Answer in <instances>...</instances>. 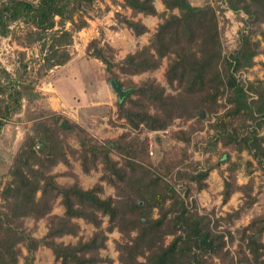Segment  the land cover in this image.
<instances>
[{
    "label": "trees",
    "instance_id": "1",
    "mask_svg": "<svg viewBox=\"0 0 264 264\" xmlns=\"http://www.w3.org/2000/svg\"><path fill=\"white\" fill-rule=\"evenodd\" d=\"M94 2L4 0L0 6V33L7 35L10 24L17 20L34 28L30 37H40V33L45 35L54 30L50 34L51 43L44 68L62 65L72 58L68 46L74 41V32L88 26L84 12ZM163 3L168 14L166 10L159 12L154 0H123L122 7L130 9L131 15L117 13L118 21L136 36L149 31L147 25L136 18L139 13L162 17L163 21L148 44L128 53L121 61H115L112 46L100 45L97 38L89 42L87 51L106 65L110 79L119 77V72L136 75L155 70L162 65L164 58H168L167 81L178 83L187 96L200 95L198 109L215 106L218 97L227 94L230 105L217 114L210 125L216 142L236 152L247 150L257 165L264 168V79L245 83L237 76L241 69L255 64L257 55L264 54L261 40L252 36L256 31L242 28L236 48L224 55L218 13L213 5L194 6L190 0H163ZM228 5L233 11H244L250 21L260 27L264 38V0H228ZM175 9L179 13H175ZM56 17H59L58 21ZM68 22L72 25L70 29L65 27ZM56 25L62 29H54ZM9 77L10 72L0 63V132L5 119L21 109L23 99L29 101L39 97L34 91L37 79L29 73L25 61L21 62L11 89L3 83V78L9 80ZM122 85L125 87L124 82ZM126 88H132V91L123 99H117V111L118 116L125 118L133 128L143 124L150 130L164 129L173 122L175 115L191 118L198 114L175 109L174 105L183 94L166 93V87L154 77L140 82L130 79ZM2 93L5 98L1 97ZM51 114L49 118L40 115L41 118L36 119L33 134L23 141L10 167L11 179L2 191L3 205L7 209H0V264H18L22 251L17 244L22 242L28 250L24 264H33L35 251L40 245L50 247L62 264H111L112 259L102 256L101 249L106 247L107 231L115 227L125 236L124 242L117 245L118 259L122 264L264 263L261 258L264 244L259 239L264 224L255 229L252 237L238 245L236 253L227 246L234 240L230 230L227 229L228 239L221 236L206 247L197 230V222L202 223L207 216L199 213L188 199L194 188L197 191L206 188L205 180L210 171L219 169L225 162H230V165L229 177L224 179L223 203L237 190L243 191L245 196L239 208L227 216L240 215L256 201L247 191L250 182L239 184L236 181L235 168L241 163L233 161L229 151L223 152L217 164L208 168H179L175 173V179L179 181L175 184L181 185L179 191L175 184L164 179L174 172L178 163L172 160L164 164L162 159L158 169H150L137 161L147 151V143L139 141L137 136L128 139L129 133L124 132L117 139L100 141L77 121L55 111ZM195 129L181 130L180 139L190 141ZM70 136L78 141L79 149L66 144ZM116 149L127 155L121 164L112 156ZM69 151L79 154L86 172L101 162L103 175H108L115 185L116 197H102L103 186L99 182L87 189L78 181L69 185L58 183L57 174L51 170L61 161L71 164L67 156ZM246 162L253 165V160ZM248 171L252 172L251 169ZM58 197H61L65 212L48 216L49 229L44 236H27L19 230L23 218L32 216L40 219L48 215ZM102 216H109L107 229L102 228ZM74 218H83L97 229L88 239L79 238L75 243L57 241V237L65 234L77 235L80 226ZM215 223L214 228L218 229V220ZM189 224L195 225L194 234H191ZM170 235L172 239L166 243ZM140 256L145 260L140 261Z\"/></svg>",
    "mask_w": 264,
    "mask_h": 264
},
{
    "label": "rangeland",
    "instance_id": "2",
    "mask_svg": "<svg viewBox=\"0 0 264 264\" xmlns=\"http://www.w3.org/2000/svg\"><path fill=\"white\" fill-rule=\"evenodd\" d=\"M4 0H0L1 3ZM155 5L159 12L166 10L163 0H154ZM194 6H204L211 4L215 7L219 25L221 29L222 51L226 55L236 48L239 38V33L242 28L246 30H255L252 34L254 39H260L264 45V38L260 34V27L253 24L249 16L244 11H233L229 8L228 0H190ZM123 0H95V2L86 8L85 16L89 21L88 26L79 31L74 32V41L68 46L72 54V58L62 65L53 66L52 68H44L45 57L48 54V49L51 43L50 34L54 30H49L47 34L40 33V37L31 36L34 28L27 25L23 21L17 20L10 24L9 32L7 35L0 33V63L1 67L10 72L9 80L3 78V83L11 89L14 84V79H17L18 72L21 67V62L25 61L28 65V71L31 76L36 78L35 90L39 97L28 101L27 98L23 99L22 107L19 111L10 115L5 119V124L0 132V209H7L2 197V191L11 179L10 167L12 165L14 156L19 151L20 146L28 135L33 134V126L36 119L41 117H51V112L55 111L62 115H67L59 108L50 106L48 95L44 93H55L52 87L60 86L63 81H69V78H80L83 76V71L79 67L84 66L88 77H84L86 81L93 84L102 80L107 86L109 85L110 73L106 70V65L99 59L92 56L87 51L89 42L97 38L100 45L114 48L115 61H121L130 52L149 43L150 38L156 31L158 25L163 21L160 16L143 15L139 13L136 18H140L148 27L151 35L146 33L136 36L133 31L125 26L122 22L118 21L117 13H123L128 16L131 15V10L122 7ZM179 13L178 9L174 10ZM166 10V14H168ZM142 14V15H141ZM135 18V19H136ZM57 21L59 17H56ZM264 27V24H262ZM66 28H72L71 23L65 25ZM64 28V27H63ZM54 29H62L60 25H56ZM257 29V30H256ZM149 37L146 42V38ZM169 59L164 58L162 65L151 71H146L142 74L129 75L119 72V68L114 69L119 72V79L124 82L126 88L129 85L130 79L135 82L154 77L158 82L166 87V93L183 94L180 96L179 102L174 105L175 109L182 111L185 109L197 112L196 116L187 118L182 116H174L173 122L164 129L150 130L143 124L139 128H133L127 123L125 118L118 116L116 101L119 98L118 94L110 89L115 97L114 105L115 112L112 108L106 110L97 116L98 121L89 126L82 125L86 128L95 138L100 141L106 139H117L124 132L129 133L128 139L137 136L139 141L147 143V151L140 155L136 160L142 164L147 165L150 169H158V166L164 159V164L171 163L172 160L178 163V167L174 172L166 175L165 180L178 183L176 180V171L179 168H186L187 170L200 168L205 169L211 165H216L223 152L229 151L232 155V160L241 163L240 167L235 168L236 181L239 184H246L250 182V187L247 189L256 201L248 208H246L240 215L234 214L227 216V213L232 212L239 208L244 202V192L241 190L235 191L230 199L223 203L222 190L224 187L225 177H229L228 166L230 162H225L221 167L214 168L210 171L209 176L206 178L208 186L201 191L192 190L189 202L195 204V208L201 214L207 217L202 223L196 224L201 235L202 244L204 247L210 245L217 238L224 236L228 239L229 235L227 229L230 230L234 236L232 242H228V247L233 253L239 249V244L244 243L250 237L259 225L264 224V168L257 165V162L252 158L247 150L236 152L229 147L222 146L221 142H216L214 137V129L210 126L215 121L216 115L224 112L230 105L227 99V94L218 97L217 104L207 109H198L201 97L198 94L186 95L182 93V87L178 83L170 84L165 77V70L168 65ZM70 63V64H69ZM77 65H79L77 68ZM81 66V67H82ZM71 74V75H70ZM237 76L248 83L251 80L264 79V54H259L255 57V64L249 68H243L237 72ZM68 77V78H67ZM67 86V85H65ZM62 87V86H61ZM60 88V87H59ZM70 88V86H69ZM65 89V88H64ZM5 94L1 97L5 98ZM154 110V107H152ZM183 111V112H184ZM201 111L203 115H201ZM114 114V115H113ZM41 115V117H39ZM70 118V117H69ZM72 119V118H71ZM192 127L196 129L190 135V141L180 139L182 134L181 130H189ZM110 136V137H108ZM114 136V137H112ZM112 137V138H111ZM71 148L79 149L80 145L74 137H68L65 141ZM143 144V143H142ZM70 165L61 161L57 163L52 173H56V180L61 185H69L75 181L85 189L100 183L103 186L101 193L102 197L113 196L116 197L115 185L110 181L108 175H103V164L97 163V167L93 168L90 172H86L82 168L81 159L78 153L72 151L67 154ZM114 159L123 163V158L127 157L126 154L121 153L116 149L112 153ZM183 159V160H182ZM182 160V162H181ZM247 160H253V165L247 164ZM161 167V166H160ZM161 169H163L161 167ZM251 169L252 172H249ZM179 191L181 185L175 184ZM39 195V193H38ZM197 201L193 202V201ZM65 207L61 203V197H58L53 205L51 212L43 218L35 219L32 216L23 218V225L19 227L24 235L29 234L41 238L44 236L48 229V216L51 214L63 215ZM154 215L157 216V210L154 209ZM224 217V218H221ZM80 226V229L75 234H65L57 237V241L64 243H75L79 238L88 239L93 232L97 229L91 222L83 218H74ZM218 220V229L214 228V223ZM216 224V223H215ZM109 225V216H102V228L107 229ZM191 234H194V224H189ZM135 234V231L132 232ZM108 239L106 240V247L101 249V255L111 258V264H122L119 259V250L117 248L118 242H124L125 236L123 232L115 227L112 231H107ZM28 236V235H27ZM172 239V236L166 238V243ZM259 239L264 244V230L261 232ZM17 247L21 249L18 264H24L25 255L28 253L26 245L18 243ZM262 259H264V245L261 249ZM140 261L145 258L140 256ZM33 264H62L61 260H57L52 249L46 245H40L35 251V258ZM96 264H110L108 262ZM240 264H264L255 262H243Z\"/></svg>",
    "mask_w": 264,
    "mask_h": 264
},
{
    "label": "crops",
    "instance_id": "3",
    "mask_svg": "<svg viewBox=\"0 0 264 264\" xmlns=\"http://www.w3.org/2000/svg\"><path fill=\"white\" fill-rule=\"evenodd\" d=\"M151 33L147 32L146 35L150 36ZM148 39L149 37L146 38V42ZM78 66L77 68L80 67L83 71L81 78L80 75L78 78H69V81H63L60 86L52 87L55 89L56 94L46 93L45 91L44 93L48 95L51 107L59 108L62 112H66L69 115L68 117L82 125L89 126L96 123L98 121L97 116L105 113L106 110L112 108L114 113L116 110L114 102L116 100L110 86H107L102 80H98L94 84L86 81L84 78L88 77L86 68L82 64V67Z\"/></svg>",
    "mask_w": 264,
    "mask_h": 264
},
{
    "label": "water",
    "instance_id": "4",
    "mask_svg": "<svg viewBox=\"0 0 264 264\" xmlns=\"http://www.w3.org/2000/svg\"><path fill=\"white\" fill-rule=\"evenodd\" d=\"M109 85L111 86L113 91L118 94V97L120 99H123L125 96L128 95L129 92L132 91V88H124L121 80L118 77H114V78L110 79ZM200 114L203 115V112L201 111Z\"/></svg>",
    "mask_w": 264,
    "mask_h": 264
}]
</instances>
